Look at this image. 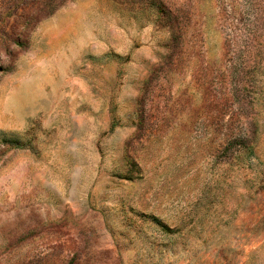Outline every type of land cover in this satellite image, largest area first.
<instances>
[{
	"label": "rangeland",
	"instance_id": "rangeland-1",
	"mask_svg": "<svg viewBox=\"0 0 264 264\" xmlns=\"http://www.w3.org/2000/svg\"><path fill=\"white\" fill-rule=\"evenodd\" d=\"M0 264H264V0H0Z\"/></svg>",
	"mask_w": 264,
	"mask_h": 264
}]
</instances>
